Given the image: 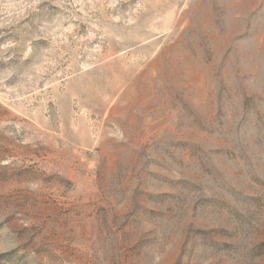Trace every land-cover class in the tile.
I'll use <instances>...</instances> for the list:
<instances>
[{"label":"rangeland","instance_id":"374dc122","mask_svg":"<svg viewBox=\"0 0 264 264\" xmlns=\"http://www.w3.org/2000/svg\"><path fill=\"white\" fill-rule=\"evenodd\" d=\"M0 264H264V0H0Z\"/></svg>","mask_w":264,"mask_h":264}]
</instances>
